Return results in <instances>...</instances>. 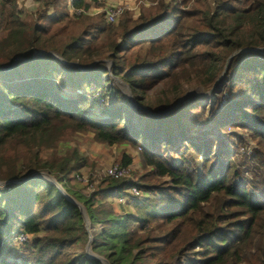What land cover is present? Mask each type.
<instances>
[{
	"label": "trees",
	"instance_id": "trees-1",
	"mask_svg": "<svg viewBox=\"0 0 264 264\" xmlns=\"http://www.w3.org/2000/svg\"><path fill=\"white\" fill-rule=\"evenodd\" d=\"M72 6L87 10L90 2ZM143 7L136 19L125 13L106 27L102 13L71 15L67 0H42L27 22L15 1L0 0V181L44 171L70 193L62 182L84 166L76 149L53 161L41 158L43 150L85 133L102 145L132 146L144 174L102 180L87 197L70 193L91 228L100 225L92 232L96 255L109 264H264V0H145ZM244 49L263 51L230 61L211 118L196 99L162 117L137 115L111 83L121 80L156 114L185 87L209 91L227 59ZM97 61L87 71L70 65ZM99 61H111L110 69ZM231 130L247 134L252 154L230 155L242 142ZM158 149L187 157L170 165ZM132 160L123 151L120 163ZM131 187L149 196L142 216H120L108 203L93 209L97 197H129ZM20 231L31 236L27 254L8 260ZM87 242L80 209L53 184L34 177L0 189V248L7 250L0 264H103L86 257Z\"/></svg>",
	"mask_w": 264,
	"mask_h": 264
},
{
	"label": "rangeland",
	"instance_id": "rangeland-1",
	"mask_svg": "<svg viewBox=\"0 0 264 264\" xmlns=\"http://www.w3.org/2000/svg\"><path fill=\"white\" fill-rule=\"evenodd\" d=\"M126 2V4L130 3L132 5L133 8H131V10H129V7L124 6V12L128 13L129 15H131L134 19H136L141 12H143V9H145L146 7H143L144 5L139 3V1L141 0H124ZM243 1V0H242ZM19 5L17 6V9L19 12H21V17L25 20V22L31 20V18L29 16L31 13H33V9L37 8V7H31V2L27 1V0H17ZM90 2V7L94 10V14L93 15H88L89 17H94L98 14H104L103 13V8L105 7V0H89ZM67 5H68V1H67ZM68 9V6H67ZM147 9V8H146ZM145 9V10H146ZM122 14V15H123ZM121 15V16H122ZM120 16V17H121ZM105 18V15H104ZM102 26H109V24H107V22L105 21V19L101 22ZM3 32H0V37L2 36ZM104 66L107 69H110V65L109 63L104 62L103 63ZM120 81H118L115 78H112V84L117 86L125 99V102L129 105V107L133 110L134 113H136L138 115V113H146L142 110L141 107L147 109L148 108L145 105H140L136 106V105H131L128 102L131 101L136 102L132 96V93L130 90L127 89V85ZM159 88V86H158ZM197 88H201L198 85H191L188 87H185L182 95L179 97L181 98L183 95L187 94L188 95H194L192 97V99H196L198 101H200L201 103H203V105L205 106L206 109V114L205 116L207 117H212L214 116L215 112H217L218 110H216L215 108V98L216 96H209V97H205L203 94L201 93H206L208 91H205L203 88L202 92H197L196 89ZM154 92V89L151 91L147 92V96H152ZM64 93H68V94H75L74 91H69L66 89ZM130 95V100L128 101L127 96L128 94ZM198 95V96H197ZM230 97V94L228 93V90H226L223 94V102L222 105H224L228 98ZM178 98V99H179ZM155 98H152L150 101L148 102H153ZM177 99V100H178ZM191 99V100H192ZM147 100V99H145ZM189 101V100H188ZM184 103V102H183ZM169 109V108H168ZM164 112V111H161ZM159 112V113H161ZM137 115H134L132 119V122L134 125L137 126V122L139 121V118L137 117ZM208 126L210 129L214 130L211 123H208ZM140 128V127H139ZM209 128H205V131H208ZM232 133L237 134L238 138L242 139L241 143H238L234 148H229L228 151L230 152V155H237V157H246L250 154H252L253 150L252 148L254 147L252 142L250 141V139L247 137V134L243 133L240 130H235L232 131ZM197 132L196 130L192 131V136H196ZM176 145L177 147L181 146V143L179 140L176 141ZM58 146V145H57ZM240 146H243L242 149H240ZM73 149H76L77 153H78V158L81 159L80 161H77V158L73 157L72 158V162H71V166H77L78 162L82 163V165H84L83 167H81L78 170H74L72 171L71 175L68 177V179H65L62 183L65 184V186L70 190L71 194H75V196L77 198H82V197H87L90 194H92L94 192V190L97 188L98 185L101 184L102 180H106L109 179V177H107L105 175L106 170L113 166V165H118V166H122V164L120 163L121 161V156L123 154V151H125L128 155L133 157V162H131V164L128 166L129 168V176H126L125 178L122 179H118L116 181H125V180H136V176L139 175L141 176V174L145 173L144 169L141 166V161H140V156H139V149H136L134 147H130V146H124V145H113V146H108V145H102L99 144L97 142L94 141L93 136L89 133H85V134H72V135H68L66 138H64V140L61 141V143H59V146L56 148H49L47 150H43V152H41V158L43 160H58L61 159L62 157H71L73 154ZM160 152L161 150L158 149ZM165 149H163L161 151V155L165 158V160L168 162V164L170 165H176V163L178 162V160L180 159L179 157L183 156V157H187V154L183 153L184 151L175 149L173 151H170L168 153H164ZM234 152V154H233ZM51 161V162H52ZM144 171V172H143ZM44 172V171H41ZM39 173V172H36ZM34 173V174H36ZM47 174V176H49L53 181H55L57 183L56 180V175L54 173H48V172H44ZM200 173V172H199ZM76 176H79L80 179L76 180ZM111 179V178H110ZM79 180H87V183L83 182V181H79ZM114 180V179H113ZM1 182V181H0ZM159 181H156V183H158ZM59 184V183H58ZM60 185V184H59ZM66 192V190H65ZM140 192V191H139ZM70 193L66 194L69 196L70 199H73L74 201H77L82 207L81 209L85 212V216L87 215L86 212V208L83 204V202L76 200V198H74L73 195H71ZM128 194V193H127ZM127 196V195H126ZM126 196H123L121 198H123V202H120L119 200L121 198L118 199H101V197H97V202L99 203H95L93 206V209H96L97 206L99 205H103V204H109V207L113 208V210L118 214V215H122L125 216V214L129 213L130 215L133 216H142V212L145 211L146 209L143 208L144 206V202L147 198H149V196H145L143 195L141 192L139 194V196H137L139 199L133 200V198H126ZM140 203L138 204V206H136V203ZM107 204V205H108ZM145 209V210H144ZM86 222L88 221V215L86 216ZM89 225H90V230L88 232V240H89V235L91 236V240H94L93 234L92 232L94 230H96L97 228H100V225H96L95 229L94 227L91 228V223L90 220L88 221ZM137 228V227H136ZM15 239V237H14ZM13 239V243H12V251L7 255V259L8 260H18L23 258L27 253L24 250L23 247H21L20 245L17 244L16 240ZM86 247V246H85ZM91 251H92V244H91ZM7 250H5L4 248H0V253L4 256L6 255ZM93 255H95V257H102L99 255H96L93 251H92ZM104 258V257H102ZM171 264V263H170Z\"/></svg>",
	"mask_w": 264,
	"mask_h": 264
},
{
	"label": "water",
	"instance_id": "water-1",
	"mask_svg": "<svg viewBox=\"0 0 264 264\" xmlns=\"http://www.w3.org/2000/svg\"><path fill=\"white\" fill-rule=\"evenodd\" d=\"M261 51H263V50H262V49H244V50H240V51H238V52L232 54V55L227 59V61H226V65H225V67H224V71L222 72L221 76H219V78L216 80V82L214 83V85L212 86V88H211L208 92H206V93H201V92H202V89H201V88H197L196 91H197V92H200V93L203 94L205 97H209V96H211V97H213V96H217V95L221 92V90H222V86H223V76L226 74V71H227V68H228V65H229L230 61H231L234 57H236V56H238V55H241V54H243V53H246V52H256V53H259V52H261ZM39 54H42V53H41V52H37V53L34 54L33 57L35 58V57H37ZM48 54H49L50 56L57 57V56L54 55L53 53H48ZM20 60H21L20 58H17V59H15V60L13 61L12 65L7 66V67H3V68H1V69H2V70H7V69L13 67V66L15 65V63H16L17 61H20ZM99 62H106V61H99ZM97 63H98V61H97V62H94V63H92V64H90V65H88V66H80V65H78V64H76V63H71L70 65L73 66V67L79 68L81 71H87V70H89L90 68L94 67ZM107 63H109V65L111 66V61H107ZM115 79H116V78H115ZM117 80H118V79H117ZM118 81H120V80H118ZM121 83H122V82H121ZM124 85H125V84H124ZM127 89L130 90V89L128 88V86H127ZM130 95H131V94L129 93L128 96H127L128 101L130 100ZM193 96H194V95H188V93H187V94L183 95L181 98H179V99H178V100H177V101H176V102H175V103H174L169 109L165 110L164 112L156 113V114L151 113L150 111H147V109L141 107V106L138 105L136 102H133V103H132L131 101H129L128 103L131 104V105H136V106L141 107L142 110H143L144 112H146L147 114H150V115H153V116H156V117H162V116H165V115H168V114H171L172 112H174V111L179 107V105H181L183 102H186V101H188V100H191ZM197 96H198V95H197ZM34 177L42 178V179L48 181L49 183L53 184L54 186L57 187V189H58V190L60 191V193L65 197V199H66L67 201H69V202L75 204V205L80 209V212H81V215H82V220H83L84 226H85L87 232H89V230H90V225H89V223H88L89 219H88V221L86 222V220H87V219H86V216L88 215L87 212H86L87 215L85 216V212L81 209L82 206H81L77 201H74L73 199H70L69 196L66 194L65 190L61 187V185H59L58 183H56L55 181H53V180H52L49 176H47V174L44 173V172H40V173H36V174H31V175H29V176H27V177H23V178H21V179H17V180H11V181H6V182H0V189H4L6 186L11 185V184H19V183H21V182H23V181H25V180H27V179H29V178H34ZM88 218H89V217H88ZM92 242H93V241L91 240V236L89 235V240H88V242H87V244H86V247H85V255H86V257H87L88 259H96V260H99V261H100L101 263H103V264H109L108 261H107L106 259H104V258H102V257H97V256L95 257V255H93V253H92V251H91V244H92Z\"/></svg>",
	"mask_w": 264,
	"mask_h": 264
},
{
	"label": "built area",
	"instance_id": "built-area-1",
	"mask_svg": "<svg viewBox=\"0 0 264 264\" xmlns=\"http://www.w3.org/2000/svg\"><path fill=\"white\" fill-rule=\"evenodd\" d=\"M13 1H15L16 5H19L17 0H13ZM27 1L32 3L31 7H37L42 0H27ZM67 1H68V5H67L68 12L73 16H79L82 14L83 15H93L94 14V10L91 7L88 8L87 10H85L84 8H75L72 6V0H67ZM121 2L122 3L115 4V5H105V7L103 8L102 11L105 15V21L107 22V24L109 25L117 24L120 16L124 12V6L129 7L128 8L129 10L133 8L132 5L128 3L126 4V2L123 0ZM139 3L145 5V0H141L139 1ZM105 175L114 180L122 179V178H125L126 176H129V168L128 166H124V165L122 166L113 165L106 170ZM78 179H80V177L76 176V180ZM79 181H83L87 183V180H79ZM127 193L129 194V197L126 196V198L137 197L140 194L139 190L136 187H131L130 189L127 190ZM122 199L123 198H121L119 201L123 202ZM14 240H16L18 245H20L21 247H24V246H28V243L31 241V236L20 231L17 234V236H15Z\"/></svg>",
	"mask_w": 264,
	"mask_h": 264
},
{
	"label": "crops",
	"instance_id": "crops-1",
	"mask_svg": "<svg viewBox=\"0 0 264 264\" xmlns=\"http://www.w3.org/2000/svg\"><path fill=\"white\" fill-rule=\"evenodd\" d=\"M122 0H105L106 4L105 5H115V4H119L122 3ZM124 1V0H123ZM130 4V3H129ZM131 5V4H130Z\"/></svg>",
	"mask_w": 264,
	"mask_h": 264
}]
</instances>
